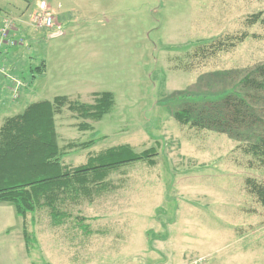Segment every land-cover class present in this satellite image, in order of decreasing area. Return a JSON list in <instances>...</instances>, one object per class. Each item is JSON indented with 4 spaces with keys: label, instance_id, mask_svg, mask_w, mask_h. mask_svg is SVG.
<instances>
[{
    "label": "rangeland",
    "instance_id": "1",
    "mask_svg": "<svg viewBox=\"0 0 264 264\" xmlns=\"http://www.w3.org/2000/svg\"><path fill=\"white\" fill-rule=\"evenodd\" d=\"M11 1L0 19L28 46L11 73L15 60L0 62L17 83L14 98L8 79L9 101L29 89L21 107L66 95L82 104L98 93L114 98L99 122L66 107L56 115L64 163L79 166L89 152L129 145L136 153L156 149L157 164L124 167L112 174L111 191L69 205L88 235L73 220L54 227L47 210L37 211L26 221L27 256L22 219H10L0 264H264V206L246 187L247 179L264 186V166L247 152L264 133V27L246 24L264 11V0H98L97 9L73 10L90 15L60 25L63 37L53 39L35 22L40 0L23 1L30 11ZM242 34L248 38L234 48L213 55L206 47V59L192 56L197 47ZM41 62L46 71L29 86V67ZM187 107L198 115L183 126L174 114ZM84 122L93 131H79ZM93 137L94 146L80 147Z\"/></svg>",
    "mask_w": 264,
    "mask_h": 264
},
{
    "label": "trees",
    "instance_id": "2",
    "mask_svg": "<svg viewBox=\"0 0 264 264\" xmlns=\"http://www.w3.org/2000/svg\"><path fill=\"white\" fill-rule=\"evenodd\" d=\"M246 24L264 27V11L251 15L246 19ZM247 38V34H242L209 46H200L194 49L192 56L206 59V47H211L214 55L218 51L234 48ZM45 71L44 62L30 66L29 86L36 75H43ZM258 75L262 78L258 86L264 88V66L258 67ZM250 82V77L243 80L244 85ZM232 95L241 100L239 95ZM93 96L92 104L69 101L66 96L55 97L52 101L32 103L22 113L5 118L0 127V203L11 204L16 215L22 219L27 254L31 251L26 224L28 215L47 210L52 226L59 227L66 221L73 220L75 225L88 235L85 219L73 216L68 210L69 205H77L83 201L92 203L94 199L111 191L112 174L124 167L141 163L152 168L157 164L156 149L149 148L136 153L129 145L114 146L98 153L89 152L85 163L79 166L72 167L64 163V155L58 144L55 116L61 114L66 107L80 120L101 121L111 112L114 98L107 92ZM230 97L226 96L221 101L227 102ZM195 115L198 113L187 107L176 112L174 119L180 125L186 126L194 123ZM77 129L93 131V127L85 122L80 123ZM96 143L97 140L93 137L80 144V147L88 149ZM247 152L264 166V133ZM246 187L264 206V186L247 179Z\"/></svg>",
    "mask_w": 264,
    "mask_h": 264
},
{
    "label": "crops",
    "instance_id": "3",
    "mask_svg": "<svg viewBox=\"0 0 264 264\" xmlns=\"http://www.w3.org/2000/svg\"><path fill=\"white\" fill-rule=\"evenodd\" d=\"M8 1L9 0H0V7H1L0 11L5 8V4H8ZM23 1L24 0H15V1H11V3L15 4V6L18 7V9H20V10H21V8L22 9L27 8V10L30 11L31 5L29 4V2L27 1V4H26ZM41 1L48 2L51 12H53V14H55L54 15L55 21L57 22V24H58V22L62 23L59 25L76 24L77 20L80 19L78 22L85 21L86 19H88V16L90 15V12L89 13L81 12L78 15L79 17H75L77 14L74 15L73 10H91L93 8L97 9L99 6V4H97L98 0H48V1L47 0H40V2ZM21 4H23V6H21ZM51 5H54V6L50 7ZM52 8H56L57 10L55 11ZM1 13L2 12H0V14ZM30 18L32 19L33 16L31 15ZM18 21H21V19H18ZM61 37H63V34L61 36H54V38H61ZM49 38L53 39L52 37H49ZM27 46L28 45L26 44L17 50H14L12 52L9 51L8 55L5 58H3V54H0V62H5V60L8 58H12L15 60L12 64V66L10 67L11 68L9 71L10 73H11V70L15 69V66L16 65L18 66L19 63L22 61V59L24 58L23 55L24 54L26 55L25 49ZM30 52H32V51L30 50ZM7 82H8V79L0 77V127H1L5 118L14 116L11 114L12 112H14V110H20V112L16 113L15 115L23 112V110L26 107H21V105L19 104V101H21L23 98L26 97V94H24V93H29V91H30V89H29V91H24V93L22 92L20 94V96L18 97V100H16L15 102L9 101L5 97V94H6V92H9V87H10L8 85L9 83L7 84ZM31 94H33V93H31ZM29 95H30V93H29ZM31 96H33V95H31ZM66 97H69V95H66ZM56 117L57 116H55V125H56ZM56 128H57V126H56ZM7 207H9V204L0 203V238L1 239H7L10 236V231L12 229V226L9 225V220L15 219V221L18 224L19 220H17V219H21L20 217H18L16 215L14 207H13V209H14L13 211L10 210L11 208H7ZM20 224H21V229H22L20 235L22 236L23 246L25 249V243H24V239H23V222H21ZM25 253L27 254L26 249H25ZM30 254H31V251L29 254H27V256H29Z\"/></svg>",
    "mask_w": 264,
    "mask_h": 264
},
{
    "label": "built area",
    "instance_id": "4",
    "mask_svg": "<svg viewBox=\"0 0 264 264\" xmlns=\"http://www.w3.org/2000/svg\"><path fill=\"white\" fill-rule=\"evenodd\" d=\"M38 11L40 14H36L34 17L36 18L35 22L43 23L42 27L47 28L49 31H52L50 36H61L63 33V28L60 27L59 24L55 21V16L52 13H48V7L46 1H41L38 4ZM13 24L8 20L0 19V54L5 53L8 49L13 48L17 43L15 37L13 36L14 29L12 28ZM23 44L22 40H20ZM0 77L5 79H10L11 83L14 84V88H12L11 92L14 98L17 94V83L16 80L10 76V74L5 70V68L0 67ZM12 83V84H13Z\"/></svg>",
    "mask_w": 264,
    "mask_h": 264
}]
</instances>
